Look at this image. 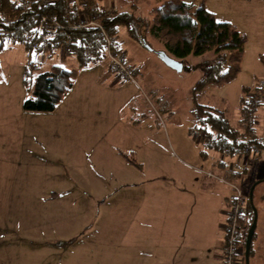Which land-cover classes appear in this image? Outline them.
Listing matches in <instances>:
<instances>
[{
    "label": "rangeland",
    "instance_id": "1",
    "mask_svg": "<svg viewBox=\"0 0 264 264\" xmlns=\"http://www.w3.org/2000/svg\"><path fill=\"white\" fill-rule=\"evenodd\" d=\"M67 1L77 4L82 0ZM96 1L102 9L127 12L132 16V22L130 21L128 26L118 25L114 35L116 40L120 39L121 41V38L125 40L121 48L126 63L128 62L132 67V64L142 65V68L139 65L135 71V81L144 94L143 97L141 95L137 98L135 102L136 104H145L148 108L144 111L143 109H137L132 113L143 111V114L147 117V123L153 128V123L156 121L159 123L160 129L166 128L167 119L178 126L175 132L170 128V131L168 130L169 140L159 142L158 149H154L151 156L153 160L151 161H154L153 163H155L158 170L147 165L146 174L150 175L152 173L150 178L153 183L161 184L166 181V178L161 176L163 172H166L172 175L171 178L175 180L172 181L173 183L186 186V188L194 184L193 180L196 177L225 187L228 191L226 193L230 195L231 190L227 185L218 181L212 175L207 176L204 174L201 176V173L197 172L194 153L201 147L193 139L192 134L189 135V132L192 129L191 125L194 126V110L197 105L222 111L231 125L237 126L240 100L246 96V92L243 90H253L264 82V41L259 40L258 32L251 29L255 27L263 28L264 26V1L261 2V6L256 3L252 4L250 9L251 15L253 13L257 14L254 17L255 26L251 28L248 26V29L244 31L243 24H240V27L248 36V40L246 39L244 43L240 70L237 75L224 84H210L201 91H195L194 85L203 76L205 68L211 64L214 53L207 51L201 55L190 54L183 60H177L181 62L183 68L176 71L166 66L156 55V52L164 50L162 43L148 31L144 33L141 28V26L150 23L152 10L161 4V0L135 2L136 7L131 6L132 0ZM200 1L203 0H197L196 2L199 3ZM204 2L208 4L210 10L215 12L214 17L217 21L227 22L225 20L233 18L232 11L228 13L226 11L228 7H221L217 4L219 0H204ZM261 13L263 15L260 17ZM262 32L264 33V29ZM126 35L129 38H126ZM141 36L143 37L141 38ZM135 38H138V40ZM144 45L148 48H145ZM23 53L18 46L5 48L0 53V90L11 87L14 81L21 77L24 62ZM34 60L38 63V70H43L44 66L40 62L39 56L35 55ZM226 67L224 64L221 67V72L226 71ZM141 75H149L146 81L152 82L153 86L156 87L155 91L152 90V87L145 88L146 91L144 90L139 81ZM159 103H167L165 111L159 109ZM154 111L158 112L160 120L156 119ZM256 113L258 116L255 122L256 135L261 136L260 142L264 145V107L258 109ZM135 118L138 120L140 117L136 116ZM141 118L143 119V117ZM141 135L143 137L148 136V134H144L147 135L144 136L143 133ZM11 142L17 144L14 137L8 136L3 144L9 147ZM0 143H2V139ZM7 152V149L0 150V156L6 155ZM217 155L213 153L210 157L213 161L215 160L214 164L218 168H220L217 162L218 159H223L228 163L239 160L241 165L246 168L245 172L236 179L233 175L230 176L226 168L215 170L211 167L209 170L204 169V171L214 170L215 175L217 174L226 181L238 186L245 195H248V191L254 182L264 179V147H261L260 152L256 155L257 157L254 155L255 157L249 159L237 155L232 156L229 160L224 155ZM129 157H132V155H129ZM242 161L245 163H242ZM64 174H68L67 178L69 183L72 184V191L65 193L61 189L58 190L57 196L59 200L65 197L63 199L69 203L71 200L75 201L74 203L71 202L72 204H69L68 208H64L61 202H54L48 208H46L48 205H41L42 208L40 209L42 211L47 212L50 210L49 213L51 212L52 217L50 218L53 220L50 225H37L27 228L20 223L21 219L23 220L22 214L26 212L27 207L17 208V204L12 203L9 207L3 206L0 208V264L139 263L140 259L138 257L135 259L130 257L129 254H132L131 252L136 244L143 242L142 237H144L145 229L140 226L138 220H135V223L130 222L132 217L135 218L136 215L133 207L118 209L112 200L115 191H120V188H118L121 185L120 178L127 176V178L132 179L135 175L144 177L138 166L132 165L121 154H115V159L108 154L102 160L90 161L86 169L75 171L51 169L49 175H41L39 172L33 173L31 176L26 175L21 179L25 185L38 187L39 193L40 191L49 192L50 188L55 187L54 185L60 186L59 183L62 177L59 176ZM13 178L10 177V181H13ZM169 181L171 182V180ZM157 196L159 197L153 195V203L156 206L152 214L154 218L161 217V207L159 204L156 205L158 202H162L161 195ZM30 204L35 207L31 202L26 205L30 207ZM252 205L257 211L255 229L257 235L253 240L254 250L253 256L249 259V264H264V181L254 187ZM200 210L205 212V202H203ZM5 211H7V214H3V212L6 213ZM49 213H45L44 216L39 214L43 217L40 219L47 220ZM53 216L57 218L56 221H54ZM160 220L158 219V225L161 222ZM185 220L184 223H187V225L192 221L191 217H185ZM204 223L199 224L200 227ZM240 228L241 233L244 234V226L242 225ZM186 237L195 242H199V239L202 241L206 239V235H186ZM151 264H159V262L153 260Z\"/></svg>",
    "mask_w": 264,
    "mask_h": 264
},
{
    "label": "crops",
    "instance_id": "2",
    "mask_svg": "<svg viewBox=\"0 0 264 264\" xmlns=\"http://www.w3.org/2000/svg\"><path fill=\"white\" fill-rule=\"evenodd\" d=\"M193 1L198 3L197 0ZM263 1L219 0L217 4L228 7L227 13L232 11L233 18L225 21L233 24L248 40L244 31L248 26L251 28L256 25L254 17L257 15L256 13L251 15L250 9L252 4L261 6ZM203 3L208 10V4L204 0ZM97 5L99 6L98 2ZM208 11L215 13L210 9ZM262 15L263 13L260 17ZM240 24H243L244 29ZM251 29L258 32L259 40L264 41L262 32L264 26ZM126 38L129 36L126 35ZM117 41L121 47L125 43L124 38ZM16 46L24 52L20 45H14L12 48ZM23 55L25 61V53ZM37 56L44 66L43 70L55 63L77 68L76 57L71 55L59 57L56 53L47 52ZM128 65L131 66L129 63ZM132 65L136 71L140 64ZM23 76L22 67L21 79H16L11 87L0 90V141L2 139L0 150L8 151L6 155L0 156V208L9 207L12 203L17 204V208L27 207L26 212L22 214L23 220L20 221L27 228L50 225L53 220L50 218L51 212L42 211L41 205H48L46 207L48 208L54 202H61L64 208H68V205L75 201L71 200L72 203H69L64 200L65 197L59 200L57 196L58 190L63 189L65 193L72 191L68 174L59 176L62 177L60 186L54 185L56 188L52 187L49 192L40 191V193L38 187L25 185L22 177L39 172L41 175H49L51 169L69 171L86 169L92 160H102L108 154L115 159V154L127 153L138 159L136 162L140 164L139 171L144 174L143 178L140 175H135L132 179L127 176L120 178L121 185L118 187L120 191H115L112 195L116 208H134L136 215L130 222L135 223V220H138L140 226L145 229L143 242L136 244L129 256L140 259L136 264H151L153 260L159 264L220 263L224 252V233L221 225L226 221L223 212L227 208L226 199L229 194L226 192L228 191L215 182L196 177L193 180L194 184L186 188L173 183L175 180L171 178L172 175L166 172L161 175L166 178L165 182L153 183L150 178L152 173L150 175L146 173L147 165L158 170L154 161H151L154 149H158L159 142L169 140L170 128L175 132L178 126L169 119L165 124L166 128L163 129L159 128L157 121L153 123L154 128L147 123L143 111L148 106L135 102L144 94L136 82L134 84L121 81L112 73L107 59L102 57L78 70L71 88L52 112L36 113L22 109V102L26 97L22 83ZM148 78L149 75H141L139 81L144 90L152 87L155 91L156 87L152 82L146 81ZM166 107L167 103H159L161 111H165ZM137 109L143 111L132 113ZM157 111H154L155 117L160 120ZM136 116L140 118L136 120ZM141 133L148 136L143 137ZM8 136L14 137L17 144L11 142L9 147L4 145ZM199 150L194 153L195 165L197 172L203 176L200 170H209L211 167L216 169V165L215 160L210 157L214 152L210 151L208 157H202ZM10 177H14L13 181H10ZM154 194L156 197L161 195L162 202L156 204L161 207L160 218L152 216L156 207L153 203ZM28 202L33 203L35 207L31 204L30 207L27 206ZM203 202H205V212L200 210ZM7 211L3 214H7ZM45 213H49L48 219H40ZM39 214L43 215L39 216ZM185 217L192 219L188 225L184 223ZM158 219H161L159 225ZM203 222L204 225L200 227L199 224ZM186 235H206V239L195 242L187 239Z\"/></svg>",
    "mask_w": 264,
    "mask_h": 264
},
{
    "label": "trees",
    "instance_id": "3",
    "mask_svg": "<svg viewBox=\"0 0 264 264\" xmlns=\"http://www.w3.org/2000/svg\"><path fill=\"white\" fill-rule=\"evenodd\" d=\"M139 1L146 0H132L131 6L136 7L135 2ZM86 2L95 9L99 7L96 0ZM70 3L67 0H0V53L14 45L22 46L25 53L22 83L26 97L22 102V109L26 112H52L71 88L78 70L102 58L103 38L96 29L69 28V24L77 20L78 12V6ZM68 10H71L69 21L66 19ZM152 13L150 23L141 28L144 33L148 31L162 43L166 55L175 60H183L190 54L201 55L207 51L214 53L211 64L205 68L203 76L195 83V91H201L210 84H224L237 75L246 37L233 24L217 21L214 14L205 8L203 1L195 3L193 0H161V4L154 8ZM42 18L49 23L55 22L63 26L52 31L49 45L55 44L59 47L67 43L71 50L67 51V56L76 57L77 68L55 63L45 70H38L39 66L34 56L48 50L39 45L37 37ZM130 21L132 22V16L122 11H111L107 17L101 19L106 33L111 36L115 35L118 25L128 26ZM131 31L129 32L132 33ZM34 44L36 47H33ZM49 53L52 54L50 50ZM224 64L227 66L226 71L221 72ZM262 107L264 99L256 103L254 115L248 118L247 106L242 97L238 109V124L233 126L222 111L197 105L190 135L192 134L196 143L200 144L199 152L202 157H208L212 151L230 160L232 156L242 155L244 149L252 147H256L260 152L264 145L260 142L261 136L256 135L255 122L258 119L256 112ZM120 154L132 165L140 168V164L133 157H129L130 154L122 152ZM250 157L253 156L250 155L247 159ZM225 164H229L236 179L246 169L239 160L231 163L225 161ZM226 201L228 208L232 202L228 197ZM245 202L246 211L239 218L235 237V242L242 251L239 264H243L244 238L252 219L248 195ZM242 225L245 228L244 234L241 233ZM256 235L254 232L249 248V259L253 256V240ZM227 242L228 238L224 235L223 250Z\"/></svg>",
    "mask_w": 264,
    "mask_h": 264
},
{
    "label": "built area",
    "instance_id": "4",
    "mask_svg": "<svg viewBox=\"0 0 264 264\" xmlns=\"http://www.w3.org/2000/svg\"><path fill=\"white\" fill-rule=\"evenodd\" d=\"M87 0H82L80 3H77L78 12H77V20L72 21L69 24V28L71 29H80V28H94L103 38V52L102 57L106 58L108 61V66L111 69L112 73L116 75L123 82H130L135 84V75L134 68L129 66L126 63L124 52L119 45L118 41L114 36L108 35L101 23V19L107 17L111 11L108 9H102L100 6L98 9H95L92 5H87ZM71 4V3H70ZM71 10H68L66 19L70 20ZM61 27L59 24L52 22L49 23L45 18L41 19V22L38 26L37 37L39 39V45H43L45 49L40 54L49 53V50L52 53H56L59 57H66L67 51L71 52L68 44L65 43L59 47H56L55 44L50 43V37L52 36V31L55 28ZM36 47V44L33 45ZM258 86V85H257ZM246 96L244 98V104L247 106L246 116L251 118L254 115V109L256 107V103L259 100L264 99V82L259 85L258 88H254L246 90ZM197 137L198 135L195 134ZM259 150L256 147L246 148L243 150L242 156L247 159L248 156L257 155ZM242 163H245L242 161ZM218 164L220 168L216 165V169L224 170L226 168L230 176L233 175V171L229 167V164H225V160L219 159ZM214 171V170H213ZM213 171H203L200 170L203 174L207 176L212 175L218 181L227 185L231 190V194L229 195V201L232 204L224 210L225 222L222 223L221 229L223 231V235L228 238V242L226 247L224 248V252L221 256V260L219 264H239L240 257L242 255V251L240 247L235 242L236 232L239 225V218L245 214L246 211V195L238 188V186L233 185L231 182L226 181L223 177L221 178L219 175H215ZM220 179V180H219Z\"/></svg>",
    "mask_w": 264,
    "mask_h": 264
},
{
    "label": "water",
    "instance_id": "5",
    "mask_svg": "<svg viewBox=\"0 0 264 264\" xmlns=\"http://www.w3.org/2000/svg\"><path fill=\"white\" fill-rule=\"evenodd\" d=\"M144 47L148 48V46L144 45ZM156 55L159 57V59L168 67L176 70V71H180L182 69V65L180 62H178L177 60L169 57L168 55H166L163 51H159L156 52ZM261 181H264V179L262 180H258L256 182H254L249 191H248V200L251 203V212H252V219H251V223L247 229L245 238H244V245H243V264H249V248H250V243L252 240V236L255 232L256 229V223H257V211L256 209L253 207L252 205V194H253V189L254 187L259 184Z\"/></svg>",
    "mask_w": 264,
    "mask_h": 264
}]
</instances>
